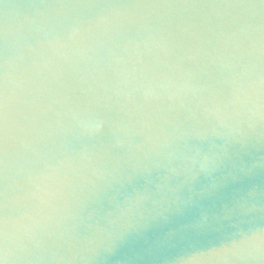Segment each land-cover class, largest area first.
<instances>
[{
  "label": "water",
  "instance_id": "95a60500",
  "mask_svg": "<svg viewBox=\"0 0 264 264\" xmlns=\"http://www.w3.org/2000/svg\"><path fill=\"white\" fill-rule=\"evenodd\" d=\"M5 219L17 264H264V0H0Z\"/></svg>",
  "mask_w": 264,
  "mask_h": 264
},
{
  "label": "clouds",
  "instance_id": "9594fccd",
  "mask_svg": "<svg viewBox=\"0 0 264 264\" xmlns=\"http://www.w3.org/2000/svg\"><path fill=\"white\" fill-rule=\"evenodd\" d=\"M78 30H73V35ZM102 121L92 119L90 117H84L78 119V124L85 134H96L102 129ZM119 146H122V142H117ZM204 163H201L200 169L206 174H210L218 167L215 161H213V167L208 166V157L204 158ZM8 221L5 219L3 231L0 232V264H17V261L25 259V257L17 254V251L10 246V237L7 230ZM264 257V244H256L255 246L243 251V254L236 257L239 260L244 261H257Z\"/></svg>",
  "mask_w": 264,
  "mask_h": 264
}]
</instances>
